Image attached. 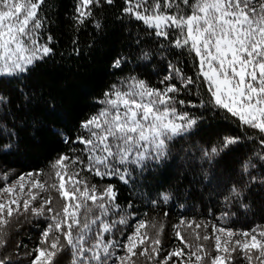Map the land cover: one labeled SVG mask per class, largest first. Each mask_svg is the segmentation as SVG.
I'll use <instances>...</instances> for the list:
<instances>
[{
	"label": "snow or ice",
	"instance_id": "1",
	"mask_svg": "<svg viewBox=\"0 0 264 264\" xmlns=\"http://www.w3.org/2000/svg\"><path fill=\"white\" fill-rule=\"evenodd\" d=\"M44 3L0 0V77L25 73L52 54V37L43 40L41 35L46 20L40 15ZM93 4L99 5V0H78L74 17L78 24L92 17ZM123 12L154 30L155 36L169 41L181 54L193 57V74L169 61L168 74L160 81L162 88L136 76L126 78V84L122 81L123 87L112 85L99 101L102 107L81 122L84 134L72 141L83 148L71 149L72 156L61 154L52 164L51 183L39 178L41 170L28 173L27 181L21 175L0 189V248L8 244L13 221L31 214L48 223L29 253H35L29 264H53L65 250L70 264H136L137 256L149 264H237L234 253L247 264H264V225L248 230L213 225L214 236L196 231L197 243L193 244L182 235L181 226L191 229L195 224L200 229L208 225L182 218L174 226L182 246L161 257L163 225L155 235H149V222L140 219L121 242L113 233L119 231L124 236L117 225L127 227L129 216L134 215L128 212L132 205L117 203L114 184L98 188L81 175L86 170L101 180L116 177L127 185L133 179V169L142 170L146 161L166 158L169 142L193 130L199 120L178 108L186 104L178 99L182 90L200 98L199 105L188 101L191 107L225 110L242 126L257 130L264 144V0H125ZM96 27L100 28L98 21ZM143 58L148 59L149 53ZM120 66L121 59L114 61L113 67ZM173 80L180 87L169 83ZM239 140L224 137L219 147L203 149L204 157L211 161ZM248 167V162L242 165L244 173ZM233 196H242L236 185L225 201ZM161 198L167 202L170 197L162 193ZM209 239L214 240L215 255L202 243ZM117 250L123 254L117 255ZM0 264H10V259L0 258Z\"/></svg>",
	"mask_w": 264,
	"mask_h": 264
},
{
	"label": "trees",
	"instance_id": "2",
	"mask_svg": "<svg viewBox=\"0 0 264 264\" xmlns=\"http://www.w3.org/2000/svg\"><path fill=\"white\" fill-rule=\"evenodd\" d=\"M77 4L78 0H45L40 10V15L46 17L41 35L43 40L49 35L52 37L49 42L52 54L25 73L0 77V97H3L0 100V187L21 175L41 170L43 174L39 178L51 183L52 164L61 154L72 156L71 149L83 148L72 141L78 134H84L81 122L102 107L99 101L112 85L123 87L122 81L126 84V78L136 76L162 88L160 81L168 74L169 61L188 75L194 72L193 57L181 54L169 41L155 36L154 30L123 12L125 0H113L112 4L99 0V5L90 6L93 15L83 24L74 19ZM97 21L100 28L96 27ZM145 52L149 53L148 59L143 58ZM117 59H121L119 68L113 67ZM169 83L180 87L175 80ZM178 99L186 101L178 108L199 120L193 130L169 142L166 158L159 162L146 161L142 170L133 169V179L127 185L116 177L101 180L86 170L81 172L98 188L114 184L118 190L117 203L122 207L132 205L128 212L134 215L129 216L127 227L117 225L123 228L124 236L119 231L113 233L118 240L123 241L128 229L140 219L149 222V235H155L156 229L163 225L161 257L172 248L182 246L174 235V226L182 218L208 225L196 229L193 224L192 230L181 226L182 235L193 244L197 243L196 231L204 235L212 231L213 225L235 230L264 225L261 134L242 126L225 110L191 107L187 102L199 105L200 98L187 91L182 90ZM233 136L240 138L238 143L228 146L211 161L204 157L203 149L219 147L224 137ZM245 162L249 163L247 173L242 170ZM233 185L242 190V196L225 201ZM162 193L169 195L167 202L161 198ZM51 194L57 196L55 192ZM54 203L57 202L54 200ZM113 218L117 217H110ZM47 223L44 218L31 214L14 220L8 229V244L0 248V258L8 257L10 264H29L35 255L29 253L37 246ZM153 223L156 228L151 227ZM202 243L211 252L210 242ZM135 261L149 264L140 256ZM53 264H70L67 250Z\"/></svg>",
	"mask_w": 264,
	"mask_h": 264
},
{
	"label": "rangeland",
	"instance_id": "3",
	"mask_svg": "<svg viewBox=\"0 0 264 264\" xmlns=\"http://www.w3.org/2000/svg\"><path fill=\"white\" fill-rule=\"evenodd\" d=\"M17 179H18V178H15V179L12 180V181H8V182H6L3 186L0 187V189H2V188H3L5 185H7V184L15 183V182L17 181ZM41 179H42V178H41ZM25 180H26V181L28 180V176H25ZM184 228H185V229H189V228H186V227H184ZM133 229H134V225L131 226V227L128 229L129 231L127 232V234H129L130 232H132ZM189 230H192V229H189ZM189 234H193V231H189ZM204 234H205V233H204ZM207 234L210 235V236H214V235H215V234L213 233V231H209V232H207ZM125 237H126V235H125ZM208 241L210 242V243H208V244H209L210 250H211V252H212L211 254H212V255H215L216 253H215V251H214V240H213V239H209ZM121 242H122V241H121ZM205 248H206V247H205ZM137 250H138V249H137ZM121 254H123V252L120 251V250H117V255H121ZM233 256H234V258H235L237 264H247V262L244 261L243 259H241V258L239 257L238 254L234 253ZM134 259H135V258H134ZM138 264H140V262H139ZM147 264H148V263H147ZM169 264H173V261H170Z\"/></svg>",
	"mask_w": 264,
	"mask_h": 264
}]
</instances>
